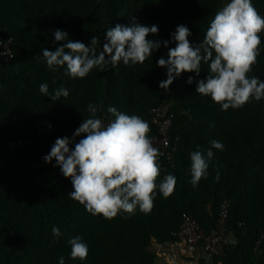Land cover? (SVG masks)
Returning <instances> with one entry per match:
<instances>
[{"label": "trees", "instance_id": "trees-1", "mask_svg": "<svg viewBox=\"0 0 264 264\" xmlns=\"http://www.w3.org/2000/svg\"><path fill=\"white\" fill-rule=\"evenodd\" d=\"M252 3L264 17V0ZM220 9L218 0H0V37L12 39L14 52L11 64L0 67V264H59L61 256L65 264H156L153 242H173L185 214L211 232L225 200L227 232L234 243L215 263L264 264V98L222 110L210 96L195 92L196 83L210 72V62L203 61L199 76L184 72L169 90L159 87L167 69L157 61L167 59L176 46L171 34L184 25L195 46ZM134 17L136 23L158 27L147 39L169 41L143 64L121 61L116 67H96L85 78L47 67L43 49L65 43L55 41L57 29L86 45L98 36L99 54L108 26H127ZM258 35L260 55L247 75L264 81V31ZM41 83L48 84L47 96L39 91ZM61 86L69 90L68 97L53 101ZM162 103L172 114L171 135L178 143L172 163L158 160L157 183L174 175L173 193L165 198L157 190L149 213L137 208L111 219L90 214L68 195L71 178L61 173L55 159L47 163L44 157L57 138L72 139L84 119L100 118L101 112L114 119L109 107L148 121L152 138L150 110ZM212 140L224 148L212 149L207 178L193 187L190 153L206 155ZM53 227L60 236L53 235ZM76 236L88 246L85 260L71 258L68 240Z\"/></svg>", "mask_w": 264, "mask_h": 264}, {"label": "clouds", "instance_id": "clouds-1", "mask_svg": "<svg viewBox=\"0 0 264 264\" xmlns=\"http://www.w3.org/2000/svg\"><path fill=\"white\" fill-rule=\"evenodd\" d=\"M158 31L155 25L136 23L135 17L127 26H108L102 50L97 54L98 36H93L86 45L68 40V33L57 29L55 41L65 43L55 50L43 49L42 56L50 70L64 68L65 75L71 78H85L96 67L103 69L109 64L116 67L121 61L125 65L143 64L153 51L161 47V43L165 47L169 44V41L147 39L149 34H157ZM262 31L264 17L252 0H230L226 3L210 21L204 39L195 46L188 39L190 30L179 25L171 34L176 46L169 49L167 59L157 61L159 67L167 69V79L161 81L159 87L169 90L174 79L184 72H195L199 76L203 61L210 62V72L206 79L196 83V93L210 96L224 111L240 108L252 99L261 100L264 98V81L247 74L260 55L261 38L258 34ZM187 83H193L192 76L188 77ZM39 91L47 96L48 84L41 83ZM68 95L69 90L61 86L54 90L51 99L56 101ZM88 108L94 112L92 104ZM108 112L115 117L112 122L104 125L99 118L84 119L72 139H56L44 160L51 163L55 159L61 173L71 178L73 190L68 195L90 214L111 219L121 211L134 214L137 208L149 213L157 190L165 198L170 196L176 177L168 174L157 183L161 171L158 163L160 153L148 135L151 131L148 121L135 114L120 112L115 107H109ZM81 134H84L83 138L70 148ZM213 148L222 151L224 145L212 140L206 155L201 151L190 153V183L193 187L202 178H207ZM216 178L219 179V174ZM52 232L54 236L61 235L58 227H53ZM68 243L72 259L87 258L88 246L79 236L69 239ZM59 264H65L63 256L59 258Z\"/></svg>", "mask_w": 264, "mask_h": 264}, {"label": "built area", "instance_id": "built-area-1", "mask_svg": "<svg viewBox=\"0 0 264 264\" xmlns=\"http://www.w3.org/2000/svg\"><path fill=\"white\" fill-rule=\"evenodd\" d=\"M12 39L0 37V67L10 65L14 59L12 50ZM151 122L155 127L152 137L153 146L159 150L158 160H165L169 163L174 161L177 152L178 139L173 138L172 114L162 103L152 107L150 110ZM104 125L114 119L106 113L101 112L100 118ZM228 202L225 200L221 206L219 217L211 232L206 233L196 219L189 214L183 215L179 229L173 233L175 238L172 245L175 248H182L191 256L197 257L195 264H216L215 259L222 257L225 248L234 243V239L227 232Z\"/></svg>", "mask_w": 264, "mask_h": 264}, {"label": "crops", "instance_id": "crops-1", "mask_svg": "<svg viewBox=\"0 0 264 264\" xmlns=\"http://www.w3.org/2000/svg\"><path fill=\"white\" fill-rule=\"evenodd\" d=\"M150 250L157 256L156 264H195V256H191L188 251L182 248H175L172 242L167 244H157L153 242Z\"/></svg>", "mask_w": 264, "mask_h": 264}, {"label": "rangeland", "instance_id": "rangeland-1", "mask_svg": "<svg viewBox=\"0 0 264 264\" xmlns=\"http://www.w3.org/2000/svg\"><path fill=\"white\" fill-rule=\"evenodd\" d=\"M220 4V8H222L226 3H228V0H218Z\"/></svg>", "mask_w": 264, "mask_h": 264}]
</instances>
